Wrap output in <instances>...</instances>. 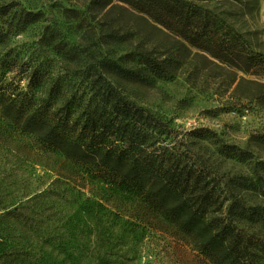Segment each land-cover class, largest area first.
Segmentation results:
<instances>
[{"label": "rangeland", "instance_id": "374dc122", "mask_svg": "<svg viewBox=\"0 0 264 264\" xmlns=\"http://www.w3.org/2000/svg\"><path fill=\"white\" fill-rule=\"evenodd\" d=\"M87 1L0 0L43 14L40 22L14 30L6 44V53L16 61L9 78L25 88L19 62L41 61L53 77L73 85L99 70L101 60H111L139 71L147 81L128 83L106 75L107 80L172 129H208L223 142L248 148L256 160H264V149L249 141L252 134L264 133V103L246 99L254 86L264 92L256 83L264 84V69L248 75L232 72L181 47L162 30L118 8L122 5L116 1L108 16L109 6L99 11ZM193 1L242 34L244 47L264 53V0ZM66 9L79 10L78 19ZM51 32L56 41L81 50L76 61H61L47 40ZM141 49L160 60L179 56L180 68L168 78L154 77L126 58ZM199 148L220 172L249 173L248 166L221 161L208 142ZM0 264L211 263L172 225L150 216L131 192L92 178L58 154L37 149L0 117Z\"/></svg>", "mask_w": 264, "mask_h": 264}, {"label": "trees", "instance_id": "16d2710c", "mask_svg": "<svg viewBox=\"0 0 264 264\" xmlns=\"http://www.w3.org/2000/svg\"><path fill=\"white\" fill-rule=\"evenodd\" d=\"M114 1L220 67L243 75L264 69V53L244 47L242 34L193 0H88L87 5L99 11L109 6L108 16ZM65 12L78 19L79 10ZM42 17L17 2L0 3L1 119L37 149L131 192L150 216L172 225L211 264H264V160L208 129H172L107 80L106 75L128 83L147 81L111 60H101L99 70L73 85L53 77L41 61L19 62L27 81L22 88L7 74L16 61L5 47L14 30L23 31ZM56 38L51 32L47 40L61 61H76L81 50ZM126 58L157 78L170 77L182 62L175 55L160 60L146 49ZM254 87L246 99L264 103V92ZM249 141L264 149V133L252 134ZM203 142L214 146L221 161L248 166L249 173L220 172L199 153Z\"/></svg>", "mask_w": 264, "mask_h": 264}]
</instances>
